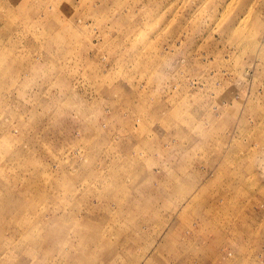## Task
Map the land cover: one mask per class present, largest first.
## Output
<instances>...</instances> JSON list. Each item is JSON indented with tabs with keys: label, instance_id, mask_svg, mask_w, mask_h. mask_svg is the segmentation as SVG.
Instances as JSON below:
<instances>
[{
	"label": "rangeland",
	"instance_id": "rangeland-1",
	"mask_svg": "<svg viewBox=\"0 0 264 264\" xmlns=\"http://www.w3.org/2000/svg\"><path fill=\"white\" fill-rule=\"evenodd\" d=\"M0 264H264V0H0Z\"/></svg>",
	"mask_w": 264,
	"mask_h": 264
}]
</instances>
